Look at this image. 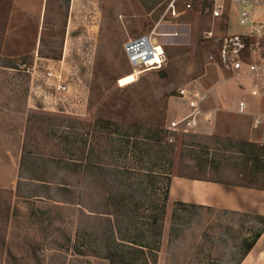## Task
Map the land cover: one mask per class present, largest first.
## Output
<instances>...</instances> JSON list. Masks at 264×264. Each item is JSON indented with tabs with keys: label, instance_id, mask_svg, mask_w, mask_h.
<instances>
[{
	"label": "rangeland",
	"instance_id": "1",
	"mask_svg": "<svg viewBox=\"0 0 264 264\" xmlns=\"http://www.w3.org/2000/svg\"><path fill=\"white\" fill-rule=\"evenodd\" d=\"M168 2L0 0V264H40V260L45 264H107L90 256L95 243L101 248L109 217L114 215L110 213L123 210L117 202L128 186L126 189L120 183H139L142 164L138 153L128 152L131 145L119 144V136L113 143L107 130L94 132L93 123L99 118L125 119L134 128L139 123H160L173 134V165L178 173L226 181L252 179L251 167L246 170L245 161L232 149L224 154L225 160L220 157L226 151L223 147L227 140L246 141L241 136L231 137L230 128H226L239 123L231 105L234 100L238 106L241 100H232L227 94L231 93V85L241 82L243 95H250V86L245 79L214 64L210 54L218 46V37L230 33H251L253 42L259 40L264 47V36L256 30L259 27L264 32V0L247 5L251 12L256 10V29L240 25L241 6L237 2H228L221 18L212 17V7L203 10L205 3H211L209 0H179L182 15L165 17ZM187 2L193 6L189 10L185 9ZM210 31L214 38L208 39ZM151 34L164 48L183 51L173 58L166 54L158 69L136 75L131 66L129 74L125 42ZM11 63L18 68L8 67ZM160 69L168 71L167 78L159 75ZM58 79L66 85L64 93L56 89ZM182 87L190 95L196 91L208 93L207 102L216 99L215 105L210 103L213 111L203 109L199 117L203 123L208 117L205 113L213 112L215 126L207 129L216 136L204 140L194 136L201 133L200 128H170L172 121L191 112L189 97L179 93ZM129 99L132 102L126 108L114 105ZM225 100L230 104L225 105ZM217 105H222L219 113ZM35 112L46 118L72 119L86 130L88 148L95 145L100 155L103 171L98 178L74 172L65 164L71 157L67 147L57 136L45 132L51 121H34ZM241 116L247 119L246 128L250 127L251 117ZM216 123L223 125L226 136L216 134ZM26 141L32 151L28 155L23 149ZM202 147L207 148L208 158ZM191 150L197 152L196 161L205 168H180L181 151L191 156ZM214 157L222 162L218 170L207 164ZM242 170L244 175L239 174ZM155 175L143 185L147 190L140 201L143 206L138 210V230L150 221L148 204L162 200L165 193L167 176L162 170ZM135 202V198L125 200V206ZM174 204L169 203L168 194L157 264H228L231 256L243 252L244 236L253 223ZM253 238L254 234L247 241ZM75 246H82L85 254H77Z\"/></svg>",
	"mask_w": 264,
	"mask_h": 264
},
{
	"label": "trees",
	"instance_id": "2",
	"mask_svg": "<svg viewBox=\"0 0 264 264\" xmlns=\"http://www.w3.org/2000/svg\"><path fill=\"white\" fill-rule=\"evenodd\" d=\"M209 4V5H208ZM205 3L203 10L207 8H211V15L213 6L212 3ZM160 15L155 16V19H159ZM213 17V15H212ZM221 18V17H220ZM246 41L249 43L253 42L251 36L246 37ZM183 51L182 48L176 47H167L165 48V53L168 55V58H173L174 56L179 55ZM217 51V47L215 50ZM125 59L127 63V71L129 74L132 73V67L129 63V60L125 54ZM10 68H18L13 63L7 65ZM159 75L162 78L168 77V71L166 69L158 70ZM175 95L174 93L171 96ZM132 100H124L122 102H115L114 105L126 108L130 105ZM119 111V110H117ZM32 118L36 119H45V115L43 113H32ZM48 119L50 124L48 125L45 132H49L53 134V137H58L60 144L66 146V150L68 151L70 157L68 164L69 168L74 172H86L90 177H97L103 171V167L100 161V155L97 152V149L92 145L88 148V140L89 134L86 133L85 129L78 126L77 121L72 119H68L66 117H55L49 116ZM46 119L43 122H46ZM56 120V121H55ZM53 121H55L53 123ZM93 130L95 133H100L103 131H108L111 135V140L115 143L117 140L116 136H119V144L131 145V149H128V152L138 153V158L140 160L139 163L142 164L140 166L141 181L137 184L129 182L127 184H123V181L120 183L121 185H126L125 188L128 189L123 192L121 195V200L117 202V206L123 207L122 209H115L114 215H110L109 217V226L108 230L104 234V239L101 243V248H98L97 243H95V248L93 254L90 257L99 258L101 260H105L107 264H157L158 263V254H159V245L161 239V223L164 219L168 194H169V182L170 177L173 173V164H174V154H175V143L170 141L173 137V134L168 130L164 129L160 123L153 122L150 125L139 123L135 126L133 124H128L125 119L123 120H115L113 118L104 119L99 118L94 121ZM194 136H196L194 134ZM228 144H225L223 147L225 152H219V155L222 159H226L228 150L232 149L237 156L247 163L252 164L250 174L258 175L264 173V144L263 145H255L251 144L247 148L246 143H236L233 140H228ZM114 146V145H112ZM24 152L28 155L32 153L29 149L28 141L23 145ZM235 149V150H234ZM207 148L202 147V152L207 154V158L209 156ZM193 155H191V163L186 160L184 156L180 162V168H205V166L200 165L196 160V151L191 150ZM26 155V156H27ZM208 160V159H207ZM196 161V162H195ZM25 163V161H24ZM209 168L218 170L222 165V162H218V159L214 157L212 160H208L207 163ZM248 168L246 167V170ZM162 170L163 173L167 176V184L165 187V193L160 201L152 200L148 206L150 209L149 223L138 230L137 218L139 216L138 210L143 206L141 203V198L147 190L146 187H143L146 181L149 179L155 178V174ZM180 176H186L192 179H201L207 181H217L228 184H235L240 186H247L252 188L264 189V181L260 182L256 177V179H250V182H246L244 180L241 183H233L234 181H226L224 179L218 178H209L204 175H198L194 173H190L189 175H185L180 173ZM239 174H242L241 172ZM222 180V181H220ZM115 198V197H114ZM132 198H135L137 203L134 205L125 206V200L131 201ZM115 201V199H114ZM177 206H184L183 203H177ZM124 206L127 207V211H125ZM193 208H196L193 206ZM177 214V211L174 212ZM142 215H146L142 213ZM261 232H258L254 235V238L251 241H246L245 243V251L244 255L253 247L256 240L261 235ZM86 233V232H85ZM141 234V235H140ZM88 236L92 238V233H88ZM140 236L143 240H140ZM140 240V241H139ZM95 242V241H92ZM88 245V243H87ZM91 247V244L89 245ZM93 246V247H94ZM77 249V254L84 255L85 251L83 247L75 246ZM92 247V248H93ZM88 256V254H87ZM40 264H45V262L40 260ZM62 264H66L62 263ZM74 264V263H71ZM87 264H94L92 262H88Z\"/></svg>",
	"mask_w": 264,
	"mask_h": 264
},
{
	"label": "built area",
	"instance_id": "3",
	"mask_svg": "<svg viewBox=\"0 0 264 264\" xmlns=\"http://www.w3.org/2000/svg\"><path fill=\"white\" fill-rule=\"evenodd\" d=\"M212 3L213 18L222 17L227 10L228 2H237L240 7L239 23L243 27H251L256 29L257 23L255 20L256 10L251 12L248 8L249 0H209ZM255 4V3H253ZM185 9H191L192 3L187 2ZM182 12L179 9V0H169L164 16L171 15L173 18L180 17ZM259 28V27H258ZM256 29L259 32V36L263 37L264 32ZM255 31V30H254ZM253 31V32H254ZM256 31V32H257ZM213 32H208L206 37L214 38ZM258 34V33H257ZM251 36V33L246 35L233 33L218 37L217 51L210 54V60L220 66L225 71L233 72L236 74V78L245 79L250 85V95L254 98L264 97V47L261 42H251L248 44L246 37ZM124 52L129 60V63L134 69V73H139L158 69L162 66L166 60V53L164 46L153 35H145L142 37L130 39L124 44ZM56 86L59 93L66 91V85L61 83V80H57ZM181 96L189 97L191 112L189 115L181 120H175L171 122V129H193L200 123L199 117L204 114L202 109V103L208 98L206 92H194L190 95L185 87H182L179 91ZM225 105L230 104V100H225ZM246 100L241 99L238 103V112L242 115L251 116V127L255 131L263 133L262 138L259 141L260 145L264 144V112L251 113ZM213 112L205 113L207 121L213 122ZM172 140V139H170Z\"/></svg>",
	"mask_w": 264,
	"mask_h": 264
},
{
	"label": "crops",
	"instance_id": "4",
	"mask_svg": "<svg viewBox=\"0 0 264 264\" xmlns=\"http://www.w3.org/2000/svg\"><path fill=\"white\" fill-rule=\"evenodd\" d=\"M252 3H256V0H250ZM244 80V79H242ZM246 84L250 86L249 81H246ZM233 87L230 88V95L227 93V97L233 99H244L249 103V112L257 113L264 112V97L263 98H253L247 92L243 95L244 89L242 83H235L231 85ZM225 89V88H224ZM223 89V90H224ZM208 101V100H207ZM202 103V109H208L212 103L215 105L216 99L211 98L209 102ZM207 102V108H205V103ZM218 106V105H217ZM216 106V110L222 109L221 106ZM237 103L233 100V104L231 105L232 113L237 117L239 123L236 125H228L227 130L230 128V132L232 133L231 137L239 138L241 136L246 141H236V143L245 142L249 147L251 144L260 145L259 141L263 136L262 132L255 131L252 129L251 124L250 127L246 128L245 126V117H242L238 114ZM209 110H211L209 108ZM228 110V109H226ZM213 111V110H211ZM215 113V114H216ZM246 116V115H245ZM251 117V116H250ZM203 123H199V125L193 129H201V133H194L196 136H201L202 139H210V136H216L214 132H210L207 127L215 126V118L212 123H209L206 120H203ZM207 122V123H206ZM252 122V117H251ZM250 122V123H251ZM218 123V120H217ZM216 123V124H217ZM218 126V127H217ZM223 125H216V134L221 136L224 135ZM223 130V131H222ZM219 132V133H217ZM255 134V137L254 136ZM228 141V140H227ZM247 141H250L247 143ZM197 156V152L195 153ZM185 156L184 152L181 151L180 162L182 158ZM186 160L191 163V156H185ZM197 159V158H196ZM179 162V164H180ZM178 164V165H179ZM252 167L251 162L247 163L246 167ZM242 167H239V169ZM177 171V172H176ZM244 170L241 171V175H244ZM240 173V172H239ZM178 173V169H176V164L173 169V173L170 177L169 182V203L174 204L175 202L183 203L184 206L182 208H192L195 206L197 210H208L220 212L222 214L231 215L234 218L237 217V221H245L253 223V227L251 231L244 236L243 239V252H241L236 257L233 255L230 259L227 260L228 264H264V189L252 188L247 186H240L235 184L222 183L217 181H207L201 179H192L186 176H180ZM187 175V174H186ZM253 179H258L260 182L264 181V173H260L258 175H251ZM257 176V177H256ZM256 177V178H255ZM222 181V180H220ZM250 182V181H246ZM233 183H241L240 180L234 181ZM175 205V204H174ZM176 206V205H175ZM261 232V235L256 240L253 247L244 255L245 251V241H247L248 237L252 234H256ZM245 240V241H244ZM252 240V239H251ZM250 240V241H251Z\"/></svg>",
	"mask_w": 264,
	"mask_h": 264
}]
</instances>
